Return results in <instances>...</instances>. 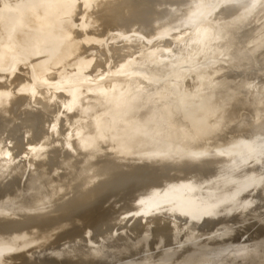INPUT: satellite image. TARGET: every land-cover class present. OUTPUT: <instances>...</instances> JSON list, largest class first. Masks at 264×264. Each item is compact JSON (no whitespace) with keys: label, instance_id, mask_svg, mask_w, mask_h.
<instances>
[{"label":"water","instance_id":"95a60500","mask_svg":"<svg viewBox=\"0 0 264 264\" xmlns=\"http://www.w3.org/2000/svg\"><path fill=\"white\" fill-rule=\"evenodd\" d=\"M0 264H264V0H0Z\"/></svg>","mask_w":264,"mask_h":264}]
</instances>
